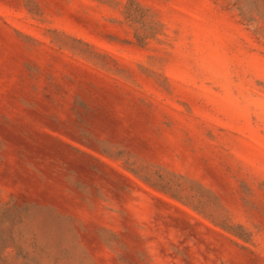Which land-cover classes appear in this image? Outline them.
I'll return each mask as SVG.
<instances>
[{"label":"rangeland","instance_id":"rangeland-1","mask_svg":"<svg viewBox=\"0 0 264 264\" xmlns=\"http://www.w3.org/2000/svg\"><path fill=\"white\" fill-rule=\"evenodd\" d=\"M0 264H264V0H0Z\"/></svg>","mask_w":264,"mask_h":264}]
</instances>
